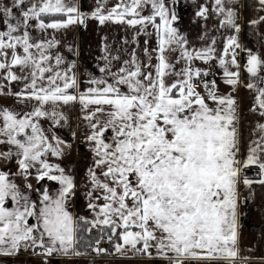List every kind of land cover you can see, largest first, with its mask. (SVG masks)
<instances>
[{"label":"snow or ice","instance_id":"1","mask_svg":"<svg viewBox=\"0 0 264 264\" xmlns=\"http://www.w3.org/2000/svg\"><path fill=\"white\" fill-rule=\"evenodd\" d=\"M190 2L193 22L203 26L199 48L180 28L182 0H115L111 7L96 0L91 11L81 9V0H0V80L6 82L0 96L35 102L27 112L0 107V255L24 252L42 257L40 264L89 249L106 255L100 241L107 238L119 254L151 256L155 249L172 264H236L239 185H264V123L239 159L233 93L243 84L253 94L249 110L264 117V56L240 40L248 27L264 29V0H256L255 16H246L241 0ZM211 18L222 34L219 47L208 36ZM89 20L137 28V36H155L156 46L149 50L146 39V60L133 51L113 71L120 57L105 44L104 75L79 79L77 61L53 51L60 44L55 33L87 27ZM218 78L231 91L221 94ZM13 82L23 87L13 92ZM69 104L80 106L88 128L83 142L90 164L80 180L50 162L62 161L71 148L54 131L67 122L60 109ZM249 168L259 170V179L248 177ZM77 197L87 201L90 219L72 211ZM93 229L100 238L85 240Z\"/></svg>","mask_w":264,"mask_h":264},{"label":"crops","instance_id":"2","mask_svg":"<svg viewBox=\"0 0 264 264\" xmlns=\"http://www.w3.org/2000/svg\"><path fill=\"white\" fill-rule=\"evenodd\" d=\"M115 0H107V6L111 7ZM245 6L246 16H255L258 12L256 0H241ZM96 6V0H81V9L91 11ZM181 30L188 36L191 46L199 48L204 46L205 41L201 39L203 26L200 22H193L194 7L190 0H182L181 5ZM151 31V29H149ZM264 29H253L248 27L242 30L240 34L241 43L252 49L254 52L264 56V39H261V32ZM137 28H132L127 25L108 23L100 26L95 20H89L87 27L76 25L68 29L60 30L55 33V38L60 41L58 48L54 52L62 54L66 61H77V76L79 79L86 80L89 73L96 77H102L104 74L99 72V67L103 66L104 60L101 57L104 55L103 46L107 44L109 51L113 56L118 55L119 61L113 60V71L124 61L130 58L133 51L136 52L139 59L146 60L143 48L145 40H149L148 48L151 50L156 46L155 36L146 37L143 34L137 36ZM34 36L40 35L33 32ZM208 36H214L218 41V47L222 44V34L216 30L215 18L208 21ZM127 41V43H125ZM72 47L76 50V54L69 51ZM244 54H241V64ZM67 66V65H65ZM205 67V65H200ZM242 81H245L247 74L242 71ZM0 83H6L0 80ZM220 85L221 94H227L231 91L225 86L221 79ZM23 87L22 83L13 82L10 90L15 92ZM83 87V85H82ZM239 105V134H240V154L239 159L243 160L247 155L248 145L256 138V125L264 123V117H260L257 113L251 112L249 109L252 105V93L243 87H239L238 91L233 93ZM0 107H6L18 112L31 111L35 102L20 103L13 96H0ZM10 99V100H9ZM10 101L12 106L5 103ZM67 117V122L63 127L55 129V133L63 140L71 144V148L67 150L68 154L62 161L56 158L50 159L52 163H61L67 169L74 170L77 180L83 178V174L90 164V152L87 145L83 142L84 137L88 132L87 122L83 120V113L78 104L64 105L60 109ZM45 121L47 126L51 128V123ZM43 126V125H42ZM45 127V126H43ZM75 132V138L72 133ZM3 167V165H0ZM12 171H15L13 168ZM259 177L254 178V180ZM17 182L23 184V180L17 178ZM33 191L37 188L35 179L32 181ZM50 189L53 188L52 182H47ZM239 242H238V257L236 264H264V185L253 184L251 187L245 186L242 183L239 185ZM72 211L78 216L91 218L87 209V201L77 197L72 203ZM112 244V243H111ZM152 255H141L135 251H127L125 254L114 252L112 249L106 255H83V256H59L54 255L49 258V264H172L167 258L158 255L155 249L151 250ZM242 258V259H241ZM42 257L31 255L22 252L17 256L0 255V264H40ZM184 264H230L224 259H204L191 260L186 259Z\"/></svg>","mask_w":264,"mask_h":264},{"label":"built area","instance_id":"3","mask_svg":"<svg viewBox=\"0 0 264 264\" xmlns=\"http://www.w3.org/2000/svg\"><path fill=\"white\" fill-rule=\"evenodd\" d=\"M242 61L244 62V56L242 58ZM212 68H213V71H216V65L215 64L212 65ZM219 79L220 78L217 79V82H219ZM258 171L259 170L256 169V168H249V169H246L245 170L246 174L251 179H254V178H257L258 177L256 175V173ZM90 236L95 237L96 239H99L100 238V233H99L98 230L93 229V231L91 232ZM100 247L101 248H104V249H107L109 251V250L112 249V244L107 240V238H104L103 240L100 241Z\"/></svg>","mask_w":264,"mask_h":264},{"label":"trees","instance_id":"4","mask_svg":"<svg viewBox=\"0 0 264 264\" xmlns=\"http://www.w3.org/2000/svg\"><path fill=\"white\" fill-rule=\"evenodd\" d=\"M41 124L43 125V126H45V127H47V124L45 123V121H41ZM60 137V136H59ZM61 138V137H60ZM62 139V138H61ZM55 159V157H51L50 159ZM66 157H64L63 159H65ZM84 235V239L85 240H88V239H90V240H92V241H96L97 239L95 238V237H92V236H90V235H88V234H83ZM82 249L84 248V245H81L80 246ZM94 253L93 252H91V250L89 249V254H87V255H93Z\"/></svg>","mask_w":264,"mask_h":264},{"label":"rangeland","instance_id":"5","mask_svg":"<svg viewBox=\"0 0 264 264\" xmlns=\"http://www.w3.org/2000/svg\"><path fill=\"white\" fill-rule=\"evenodd\" d=\"M2 97H0V100L2 101V99H1ZM10 100V99H9ZM6 101L5 100V103L7 104V105H9V106H12V104L10 103V101ZM44 129L47 131V128L46 127H44Z\"/></svg>","mask_w":264,"mask_h":264},{"label":"water","instance_id":"6","mask_svg":"<svg viewBox=\"0 0 264 264\" xmlns=\"http://www.w3.org/2000/svg\"><path fill=\"white\" fill-rule=\"evenodd\" d=\"M49 130H51V128H49V127H47V131H49ZM56 134V133H55ZM57 135V134H56ZM37 187H38V185H37Z\"/></svg>","mask_w":264,"mask_h":264},{"label":"flooded vegetation","instance_id":"7","mask_svg":"<svg viewBox=\"0 0 264 264\" xmlns=\"http://www.w3.org/2000/svg\"><path fill=\"white\" fill-rule=\"evenodd\" d=\"M47 127H49V126H47ZM47 127H46V128H47ZM49 128H50V127H49Z\"/></svg>","mask_w":264,"mask_h":264}]
</instances>
